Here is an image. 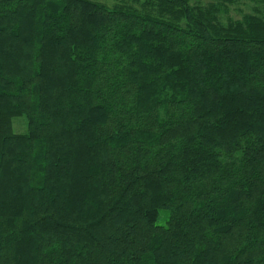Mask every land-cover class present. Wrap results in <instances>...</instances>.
<instances>
[{"label": "trees", "instance_id": "trees-1", "mask_svg": "<svg viewBox=\"0 0 264 264\" xmlns=\"http://www.w3.org/2000/svg\"><path fill=\"white\" fill-rule=\"evenodd\" d=\"M111 1L0 0V264H264V0Z\"/></svg>", "mask_w": 264, "mask_h": 264}, {"label": "rangeland", "instance_id": "rangeland-1", "mask_svg": "<svg viewBox=\"0 0 264 264\" xmlns=\"http://www.w3.org/2000/svg\"><path fill=\"white\" fill-rule=\"evenodd\" d=\"M89 1H93V2H98V3H107V4H113V2L111 0H89ZM192 2H198V3H202V4H206L208 2H211V1H214V0H191ZM245 2L244 0H236V3H234V5H232L230 7V13L233 17L237 18L239 15H240V12L239 11H242V12H247L250 8V5ZM22 120L23 121V125L20 126V127H16L17 125V122L20 121V120H15L13 121V131L16 132V133H21V132H24L26 130L25 128V119L23 118ZM19 126V125H18ZM162 223V220L159 218L158 219V224Z\"/></svg>", "mask_w": 264, "mask_h": 264}]
</instances>
